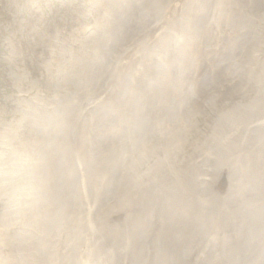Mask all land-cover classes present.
I'll use <instances>...</instances> for the list:
<instances>
[{
  "label": "rangeland",
  "instance_id": "1",
  "mask_svg": "<svg viewBox=\"0 0 264 264\" xmlns=\"http://www.w3.org/2000/svg\"><path fill=\"white\" fill-rule=\"evenodd\" d=\"M148 1L0 0V264H264V0Z\"/></svg>",
  "mask_w": 264,
  "mask_h": 264
},
{
  "label": "bare ground",
  "instance_id": "2",
  "mask_svg": "<svg viewBox=\"0 0 264 264\" xmlns=\"http://www.w3.org/2000/svg\"><path fill=\"white\" fill-rule=\"evenodd\" d=\"M144 6L142 7V8H140L139 10H137V11H134V12H131L129 15H127V16H124V18L128 21V22H130V23H135L136 21H138L141 17H143V16H146V18H147V14H149V15H152L151 13H147V6H150V3H149V1L148 0H144ZM263 3V5H264V2H262ZM183 6V5H182ZM128 9V11L130 12V8H127ZM257 9V8H256ZM263 9V8H262ZM132 11V10H131ZM259 11V10H258ZM264 11V10H263ZM156 18H158V16L156 17ZM112 18H109V20H108V22H107V24L105 25V33H107V32H109L110 30H111V28L113 27V25H115V22L117 21V20H111ZM117 19H118V15H117ZM244 19V18H243ZM125 21V20H124ZM148 21V20H147ZM146 21V23H147V26H149V23ZM238 21V20H237ZM245 21V20H244ZM248 21V20H247ZM124 24V23H123ZM123 24H118V27L121 29L122 28V26H123ZM146 26V27H147ZM114 28V27H113ZM260 28V27H259ZM14 29H16V28H14ZM140 31L141 30H143V29H139ZM138 30V31H139ZM261 30V29H260ZM15 31V30H14ZM164 31V30H163ZM12 32V31H11ZM261 32V31H260ZM11 34V33H10ZM100 34H102V33H100ZM121 34H123V32L121 31ZM262 34V33H261ZM99 39H100V44L97 46V48L96 49H99V47L103 50V42L105 41V40H103V38H100V37H98ZM14 39V38H13ZM13 39H11L10 37H7L6 38V42L8 43V44H13ZM52 40V38H47L45 41H46V45L48 46V47H50V44H48V43H50V41ZM53 41H60V39H58V37H55L54 38V40ZM165 46V45H164ZM253 46H254V48H255V50H256V52L257 53H259V48L257 47V44H255V42H254V44H253ZM14 57H16L15 56V54H12ZM100 60L102 59V57H103V52L101 51V53H100ZM12 59V58H11ZM125 69V68H124ZM127 69V68H126ZM125 69V70H126ZM81 70H83V71H81ZM80 71H79V76L80 77H82L83 79V85L84 84H87V83H89L91 80H90V78L92 77V76H94L95 74H94V72L92 71V67L91 68H89L88 67V65H83V67H82V69H81ZM23 71H25V70H23ZM21 73H22V71H21ZM24 74H26L27 75V72H25ZM198 77H199V74H197V73H195ZM21 76L20 75H18V78H20ZM78 78V77H77ZM130 79H132V78H130ZM110 85H112V87H111V90L109 91L110 93V96H111V99L113 98V97H116L117 98V100L118 101H120V102H122V100H123V96H124V94H123V96H122V94L121 95H119L117 92L118 91H121L122 90V87H123V84L122 85H119L118 83H117V81L114 79V77H111V79H108V82H106L102 87H101V89H104L105 87H108V86H110ZM132 86H133V83H132ZM129 90H130V85H129ZM133 90H134V95H136L137 94V90L138 89H136L134 86H133ZM104 92V91H103ZM107 93V92H106ZM125 94H126V96L128 97V98H130V95H131V92L130 91H125ZM161 97V95H158V99ZM100 99V98H99ZM130 102H131V98H130ZM103 105H108V104H103ZM125 105L126 104H122V106H118V107H114V108H110V109H108V110H106L105 112H104V110H103V108L102 107H100L101 108V112H102V116H101V118H105V117H107L108 115H109V113L110 112H113V111H123V113L124 114H126L125 113ZM149 107H151L150 105H149ZM151 109V108H150ZM262 113L263 112H261L260 114H258L257 116H256V118L255 119H253V120H251V122L250 123H248V124H250V125H252L253 123H255V122H257V121H260L261 120V118H262ZM62 116H64V113L62 112ZM66 121V118H65V120H64V122ZM79 122L80 121H76V126H74V127H72L71 129H73V128H76L77 127V125L79 124ZM264 124V123H263ZM66 125L67 124H65V125H62V127L63 128H65L66 127ZM261 125V123H259L258 125H256L255 127H253L254 128V131H253V133H252V135L253 136H257V133H258V128H259V126ZM70 129V130H71ZM69 130V131H70ZM99 130H100V127H99ZM58 143V140H56V139H54V140H52V141H48V144L49 145H51V146H55L56 144ZM262 144V143H261ZM75 145H80V140L78 139V141H77V143L75 144ZM62 159L63 160H65V156L64 157H62ZM245 159V158H244ZM246 160V159H245ZM264 160V155H260V157H259V159H257L255 162H252V164H251V161H249V165L251 164V166H256V165H258L259 163H261L262 161ZM56 164V163H55ZM31 186V185H30ZM62 188V187H61ZM50 202V201H49ZM261 231H263L264 232V228H262V229H260ZM260 238V237H259ZM263 239H264V233H263V237H262ZM264 246V240H263V243H259L258 242V244H257V248H256V250L260 247V246ZM264 258V257H263Z\"/></svg>",
  "mask_w": 264,
  "mask_h": 264
}]
</instances>
